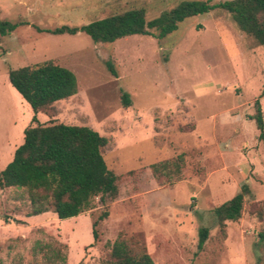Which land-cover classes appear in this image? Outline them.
Returning <instances> with one entry per match:
<instances>
[{
  "label": "rangeland",
  "instance_id": "obj_1",
  "mask_svg": "<svg viewBox=\"0 0 264 264\" xmlns=\"http://www.w3.org/2000/svg\"><path fill=\"white\" fill-rule=\"evenodd\" d=\"M181 1L0 0V18L17 23L0 36V171L27 126L62 122L105 136L103 157L118 177L116 198L94 197L86 210L62 219L48 210L31 223L26 189L0 187V264H103L118 236L141 242L155 264L260 263L264 141L251 116L258 99L264 117V45L219 7L183 19L160 39L153 31L102 43L80 31L38 30L132 8H143L148 20ZM48 59L74 73L77 89L54 103L53 119L37 113L34 122L8 70ZM165 160L154 174L151 166ZM243 184L249 193L242 214L222 231L213 208ZM200 227L208 228L201 247Z\"/></svg>",
  "mask_w": 264,
  "mask_h": 264
},
{
  "label": "trees",
  "instance_id": "obj_2",
  "mask_svg": "<svg viewBox=\"0 0 264 264\" xmlns=\"http://www.w3.org/2000/svg\"><path fill=\"white\" fill-rule=\"evenodd\" d=\"M226 10L243 33L264 45V0H225L211 4V0H183L169 10L162 11L152 19H146L143 8H132L95 19L81 26L62 25L53 29H40L53 34L78 31L92 41L110 43L128 35H150L163 38L177 28L183 19L205 13L211 8ZM17 23L0 18V36L9 35ZM109 71L116 75L113 64L106 62ZM12 87L29 104L33 111L50 119L56 115L54 103L76 93L74 73L68 68L48 59L33 65L8 70ZM123 103L129 105L127 92H123ZM255 113L251 116L258 130V138L264 141V117L258 99L254 102ZM108 139L85 125L62 122L36 124L23 130V141L14 150L12 159L0 171V187L26 189L30 202V215L48 210L60 219L78 215L88 208L94 197L101 202L114 199L118 194V177L107 167L103 149ZM153 164L155 174L158 165ZM183 156L174 162L178 172L183 166ZM249 193L247 184L231 198L213 208L216 224L224 230L225 221H237L243 209L244 196ZM103 212L102 215H106ZM92 222L93 241L97 239ZM208 235L207 227L198 230V246L201 247ZM264 239V233L259 234ZM264 264V250L257 259ZM103 264H155L145 246L123 236L116 237L110 244L107 259Z\"/></svg>",
  "mask_w": 264,
  "mask_h": 264
},
{
  "label": "crops",
  "instance_id": "obj_3",
  "mask_svg": "<svg viewBox=\"0 0 264 264\" xmlns=\"http://www.w3.org/2000/svg\"><path fill=\"white\" fill-rule=\"evenodd\" d=\"M35 218V216L34 215H32V216H30V217H26L25 218V221L27 222V223H31V222H33V219Z\"/></svg>",
  "mask_w": 264,
  "mask_h": 264
}]
</instances>
